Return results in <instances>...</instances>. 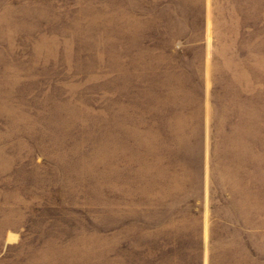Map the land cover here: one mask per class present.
Returning <instances> with one entry per match:
<instances>
[{
  "label": "rangeland",
  "instance_id": "rangeland-1",
  "mask_svg": "<svg viewBox=\"0 0 264 264\" xmlns=\"http://www.w3.org/2000/svg\"><path fill=\"white\" fill-rule=\"evenodd\" d=\"M0 264H264V0H0Z\"/></svg>",
  "mask_w": 264,
  "mask_h": 264
}]
</instances>
